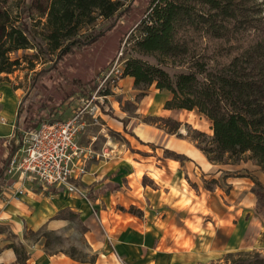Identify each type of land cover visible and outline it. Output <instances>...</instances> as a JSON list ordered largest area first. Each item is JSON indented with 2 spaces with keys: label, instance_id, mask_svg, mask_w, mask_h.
I'll list each match as a JSON object with an SVG mask.
<instances>
[{
  "label": "crops",
  "instance_id": "obj_1",
  "mask_svg": "<svg viewBox=\"0 0 264 264\" xmlns=\"http://www.w3.org/2000/svg\"><path fill=\"white\" fill-rule=\"evenodd\" d=\"M139 90L133 77H122L119 87L104 99L106 109H113V115L101 112L100 125L90 124L77 137L80 144L91 145L98 155L89 160L88 172L81 181L86 196L69 193L62 187L26 181V192L17 198L13 190L21 185L18 181L1 187L0 264H121L117 255L126 264H210L225 252L242 249V241L252 232L254 218L259 222L263 219L255 210L258 201L253 189L250 187L244 198H237L235 185L230 193L218 184L207 187L208 176L218 179L224 164L209 160L196 139H189L186 134L176 136L178 131H169L157 121L172 118L184 124L189 122L188 114L195 110L165 107L171 94L154 84L144 90L143 96L136 97ZM73 97L54 114L62 108V111L72 108ZM21 100L22 96L14 99L10 92L0 94V114H3L0 140L5 139L4 156L5 141L13 140L15 144L13 134ZM120 101H132L134 106L131 110L121 108ZM146 116L155 120H147ZM123 118L127 121L123 122ZM111 129L119 132L128 146L110 135ZM179 130L183 133L184 128ZM99 136L106 140L102 149L100 141L96 142ZM115 149L122 152L117 157L113 155ZM104 154L109 157L101 158ZM117 167L124 173L120 174ZM109 169L119 172L106 177ZM258 179L264 183L261 177ZM110 183L119 186L112 189ZM107 185L108 191L101 192ZM64 209L77 214L83 222L84 237L93 258L78 259L62 250L48 251L43 243L28 237L31 230L65 226L66 218L58 216ZM94 209L100 215V223ZM220 230L229 235L223 243L216 235ZM237 239L240 243L234 245ZM12 245L24 253L23 260H18Z\"/></svg>",
  "mask_w": 264,
  "mask_h": 264
},
{
  "label": "trees",
  "instance_id": "obj_2",
  "mask_svg": "<svg viewBox=\"0 0 264 264\" xmlns=\"http://www.w3.org/2000/svg\"><path fill=\"white\" fill-rule=\"evenodd\" d=\"M134 1L129 0L126 5L121 0L50 1L45 39L57 55L49 67L38 71L30 95L32 101L24 106L27 98H22L15 131L31 130L42 118L54 119V112L74 95L90 96L98 87L101 73L124 51V38L140 26L141 35L130 45L129 56L122 61L121 69L122 77L134 78V86L140 89L137 96H143L152 84L167 90L171 98L166 100L165 107L196 110L212 122L210 145L199 142L209 160L236 161L248 153V158L264 172V10L258 0H152L141 20L125 31L117 52L104 61L96 76L88 81L89 85L78 77L75 81L79 87L59 81L61 74L54 70L59 68L61 60L102 39L130 12ZM99 16L115 17L105 28L83 35L82 29ZM34 42L28 8H22L15 19L6 10H0V74L10 73L19 66L20 60L12 57V52L38 47ZM98 102L102 112L113 115V109H106L105 100ZM176 128L178 125L169 131ZM4 140H0V191L11 182L5 171L17 148L13 140H6L4 156ZM253 181L257 201L264 205V183L254 178ZM212 183L219 184L218 179H212ZM110 185L112 189L119 186ZM206 186L211 187L207 181ZM108 189L107 185L100 191ZM12 246L18 260H23L24 253L18 246ZM210 264H264V254L253 249L230 251L223 263Z\"/></svg>",
  "mask_w": 264,
  "mask_h": 264
},
{
  "label": "rangeland",
  "instance_id": "obj_3",
  "mask_svg": "<svg viewBox=\"0 0 264 264\" xmlns=\"http://www.w3.org/2000/svg\"><path fill=\"white\" fill-rule=\"evenodd\" d=\"M50 1L51 0H0V10H6L7 12H9L12 19L20 16L22 8H28L29 23L31 25L32 35L35 36L34 43L38 45V47H30L27 49H20L12 52V57L19 58V66L10 73L0 74V94L3 95L7 92H10L14 99L16 98V96L18 98H21V96L23 98L25 96L27 100L24 106L27 105V101H32V97H30V95L34 92L33 81L38 71H40L42 68L49 67L53 63L54 58L57 55V51H52L49 49L47 40L45 39V35L47 33V11ZM121 1L124 3V5L129 2V0ZM258 1L261 2L264 10V0ZM151 2L152 0H135L130 12L128 14L126 13L124 15V19H122L115 27L109 30L108 33L102 37V39L86 45L85 47L79 49L76 53L68 54L63 60H61L59 68L57 70H54L55 72H59L61 74L59 81H61V83L68 81L71 85L79 87L78 83L75 81V78L78 77L81 78L87 85H89L88 81L96 76V72L101 68V66H103L104 61L109 60L117 52V49L122 43L121 39L125 31L131 25L141 20L144 12L147 10ZM114 17L115 16L105 19L104 17L99 16L94 23H92L91 25H86L82 29L81 33H83V35H89L94 31L103 29L114 19ZM140 35V26H136L133 30L130 31V33L126 38H124L122 43L124 51L122 52V54H119V57L110 67L114 66L118 70L120 69L122 61H124L129 56L128 49L130 45ZM104 79L105 75H100L98 85H100V83L104 81ZM120 80L121 79H119V82ZM105 83L109 85V81ZM146 89L148 90L149 87H147ZM106 90H109L110 93H114V90H112L109 86H107ZM105 91L101 89L99 90V93L102 94ZM93 92H96L97 95L99 94L96 90H94ZM84 93H86L87 96L88 92L85 91ZM74 96L75 97H73L74 102L72 108H65L64 111H62V108V112L60 111L56 114H53L55 115L53 117L54 119L66 118L71 113L73 114L81 105H83L84 97L82 96L83 98H78L77 95ZM136 97L138 96L136 95ZM116 99L121 100L120 96L118 97L117 95ZM114 104L115 106L118 105L116 102H114ZM119 105L121 108L123 107L131 110L134 106V103L132 101H126L125 103H122V101H120ZM66 109L67 113H63L66 112ZM188 115L189 122H185L184 124H182L181 122L177 123V120L172 118H170L171 120H156L158 121V124L164 125L168 129L175 128L177 127V125L179 129L181 127L184 128L183 133H180L181 131L176 128V131H178V133H176V136H185L186 134V137H188L189 139H196V142H200L202 145H210V138L213 134L212 122L196 110L192 113H189ZM0 116H3V114H0ZM145 119L155 120V117L146 116ZM109 132L110 135L126 143V145L128 146V141H124L119 132L113 129H111V131ZM99 141L100 148L102 149L106 144V140H101L99 136L96 142ZM110 145V143H107V146ZM115 151L116 153L113 152V155H115V157L122 153L118 149H115ZM107 157H109L107 154L101 156V158L103 159H106ZM109 159L110 158H108L107 160ZM100 160L98 162H100ZM225 160L226 162H222V164H224L222 165L223 171L218 175V185L224 192L230 193V190H234L235 185L237 186V198L239 196L241 198H244L245 194H248V192L255 187V182L252 183L251 179L253 180V178L258 179L261 177L264 181L263 171L252 159L248 158V153L243 154L241 158L237 159L236 161H234L233 159L229 160L227 158ZM116 161L117 163H120L121 160L117 159ZM117 169L121 171L120 174L124 173V170L122 168L117 167ZM119 171H116L115 169H109L107 170L105 176L113 177ZM228 181H236V183L231 184ZM207 182L210 185H213L211 176H208ZM239 191H241L242 193H239ZM255 210L258 215L263 217V219H261V222H259L256 218H254L252 232L247 237H245L244 241H242L243 246L241 250L253 249L258 250L264 254V205L257 202ZM58 216L66 218L68 222H66L67 224H65V226L55 229L42 227L40 229L31 230L28 232V237L30 238V240L33 242L43 243L48 251L62 250L70 253L78 259L93 258L94 253L87 246V242L84 237L85 226L79 219V216L68 209H64L60 214H58ZM95 218L100 223V215H97V217L95 216ZM256 227H258V230L255 231ZM216 235L218 237V241L222 243L226 241L229 236L227 234V231L224 230L217 231ZM239 243L240 241L239 239H237L234 245H239ZM232 250L235 251L237 249ZM227 253L228 252L223 253L222 257H220L222 259H216V262L223 263V258H225V255Z\"/></svg>",
  "mask_w": 264,
  "mask_h": 264
},
{
  "label": "built area",
  "instance_id": "obj_4",
  "mask_svg": "<svg viewBox=\"0 0 264 264\" xmlns=\"http://www.w3.org/2000/svg\"><path fill=\"white\" fill-rule=\"evenodd\" d=\"M102 74L105 79L98 85L97 93L101 89L105 90L107 86L112 90L119 87L121 68L118 70L112 66ZM107 81L109 85L105 83ZM106 96L107 94L97 95L92 92L84 98L83 105L69 117L42 119L37 127L31 130L20 128L13 134L17 148L9 158L5 176L8 180L14 178L8 183L14 185L18 181L21 184L14 187V197L18 198L26 192V181L62 187L69 193L86 196L81 181L88 172L89 160L98 155L91 145L80 144L77 137L85 132L90 124H98L102 112L98 100L104 101ZM94 215H98L96 209ZM117 258L121 264H126L119 255Z\"/></svg>",
  "mask_w": 264,
  "mask_h": 264
}]
</instances>
